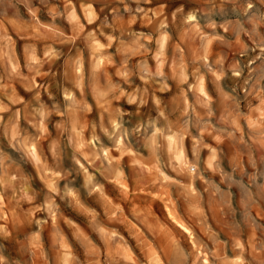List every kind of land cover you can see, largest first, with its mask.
I'll list each match as a JSON object with an SVG mask.
<instances>
[{
  "label": "rangeland",
  "instance_id": "obj_1",
  "mask_svg": "<svg viewBox=\"0 0 264 264\" xmlns=\"http://www.w3.org/2000/svg\"><path fill=\"white\" fill-rule=\"evenodd\" d=\"M205 259L264 264V0H0V264Z\"/></svg>",
  "mask_w": 264,
  "mask_h": 264
},
{
  "label": "bare ground",
  "instance_id": "obj_2",
  "mask_svg": "<svg viewBox=\"0 0 264 264\" xmlns=\"http://www.w3.org/2000/svg\"><path fill=\"white\" fill-rule=\"evenodd\" d=\"M100 61V60H99ZM97 63H100V62H97ZM168 216L173 220V222L182 230V231H184L185 233H187V234H190L189 233V230L186 228V227H184L183 225H181L180 223H178V222H176L175 221V219L172 217V215L170 214V213H168ZM64 261H65V263H68V260H67V258H65L64 259ZM204 262L206 263V264H208L207 263V261H206V259L204 260Z\"/></svg>",
  "mask_w": 264,
  "mask_h": 264
}]
</instances>
